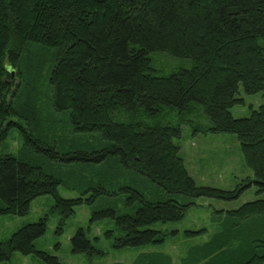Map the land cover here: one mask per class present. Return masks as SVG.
Returning a JSON list of instances; mask_svg holds the SVG:
<instances>
[{
  "label": "trees",
  "instance_id": "trees-1",
  "mask_svg": "<svg viewBox=\"0 0 264 264\" xmlns=\"http://www.w3.org/2000/svg\"><path fill=\"white\" fill-rule=\"evenodd\" d=\"M260 39L264 0H0V147L14 128L23 142L17 154L0 153V215H25L34 199L50 195L66 219L76 207L103 200L91 221L114 220L105 236L115 248L157 247L177 237L178 230L153 226L179 222L195 198L233 201L246 187L197 186L189 176L174 143L180 125L162 115L172 109L182 117L192 103L203 105L208 121L194 132L235 135L257 192L264 191V105L248 117L230 112L244 104L240 87L245 95L264 94ZM155 52L189 59L191 67L157 75ZM44 71L69 139L41 133L37 108L21 96L30 87L32 101ZM43 164L96 171L82 186ZM59 186L78 197H60ZM222 216L221 230L193 247L187 264H264V199ZM45 230V217L18 229L0 243V262L17 252L56 263L35 248ZM71 241L75 253L103 255L82 229Z\"/></svg>",
  "mask_w": 264,
  "mask_h": 264
},
{
  "label": "rangeland",
  "instance_id": "rangeland-1",
  "mask_svg": "<svg viewBox=\"0 0 264 264\" xmlns=\"http://www.w3.org/2000/svg\"><path fill=\"white\" fill-rule=\"evenodd\" d=\"M260 44L264 46L263 39H260ZM150 59L153 70L160 76H168L181 68H190L192 64L189 59L173 57L165 52L152 53ZM45 75L44 71L38 87L32 86V88L37 87L36 95L32 101L30 87L23 89L21 96L23 98L29 97L25 101L26 104L32 108H37V119L41 121L39 122L41 133H44L48 138H60L63 133L64 139H69L71 132H68L64 116L55 113L52 109L51 90L46 83ZM240 96L244 99V104L235 105L231 108L230 112L234 118L248 117L251 110H256L264 105V94L262 93L245 95L240 87ZM173 111L172 109L164 110L162 121L180 125V138L174 140V143L180 148V154L189 176L197 186H208L227 191L246 185L236 200L222 201L205 197L195 198L193 200L195 205L186 211L182 220L177 223H158L153 226L154 229L178 230L180 234L177 237H168L163 245L157 247L144 246L119 249L113 246V239H107L105 236L106 231L114 228V220L111 217H104L91 221L93 213L103 200H96L90 205L82 204L74 209V213L70 217L62 219L61 215L54 209V198L50 195H44L31 202L29 211L25 215H0V243L8 240L13 233L24 225L34 223L45 217V233L36 239L34 245L37 251L57 259L56 263L51 264H187L189 262L187 254L190 253V250L192 249L191 252H194L193 247L208 242L213 234L221 230L220 224L224 213L238 209L246 202L264 199V191L257 192L258 187L253 182L254 175L244 165L239 142L235 135L194 132L193 126L196 124L208 123L202 104L192 103L190 112L183 114L182 117L177 111ZM75 139L78 142H87L83 137H76ZM22 145L20 131L17 128L11 129L7 138L1 143L0 153L17 154ZM43 165L68 180L71 175L73 179H80L82 186L90 182L89 177L85 176L93 170L92 168L80 169L81 167L77 165L67 168ZM95 171L94 169L91 175L95 174ZM81 176H84L82 181ZM58 194L65 199L76 198L79 195L77 191L64 186L58 187ZM91 194L92 192L89 191L87 196ZM119 205L123 209L122 204ZM257 226L263 228V224ZM79 229L84 230L88 240L96 249L103 251V255L96 252H73L74 245L71 238ZM200 229H204V233L196 238L186 239L182 235L185 230L196 231ZM245 231L249 232L250 230ZM235 245L233 243V248L237 252L239 249ZM0 264L49 263L35 254L22 255L14 252L8 261L0 262Z\"/></svg>",
  "mask_w": 264,
  "mask_h": 264
}]
</instances>
